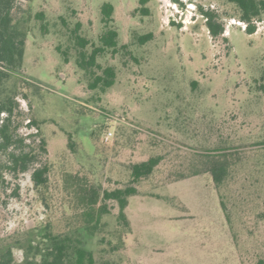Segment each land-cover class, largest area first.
Segmentation results:
<instances>
[{"label": "rangeland", "instance_id": "374dc122", "mask_svg": "<svg viewBox=\"0 0 264 264\" xmlns=\"http://www.w3.org/2000/svg\"><path fill=\"white\" fill-rule=\"evenodd\" d=\"M202 9L216 13L222 35H211ZM15 16L28 32L24 63L4 87L33 82L18 100L41 121L51 164L43 192L32 170L0 178V245H13L15 264L51 220L81 230L96 264H264V15L252 34L228 0H18ZM109 29L116 49L88 65ZM109 66L114 84L92 88ZM27 122L20 132L35 133ZM211 152L232 154L220 193L211 172L175 180ZM155 155L160 164L129 199L130 227L110 200L101 223L83 230L68 178L125 186L131 165Z\"/></svg>", "mask_w": 264, "mask_h": 264}, {"label": "trees", "instance_id": "16d2710c", "mask_svg": "<svg viewBox=\"0 0 264 264\" xmlns=\"http://www.w3.org/2000/svg\"><path fill=\"white\" fill-rule=\"evenodd\" d=\"M228 1L235 3L239 8L240 20L247 24V32L254 33L257 29V21L264 15V0ZM17 3L18 0H0V178L2 182H6L5 171L18 179L22 173L32 170L33 184L35 188L43 192L50 187L51 164L48 161V143L40 130L41 121L22 110L18 100L19 95L29 99L27 89L33 82L19 78L22 85H17L11 90H6L4 87L13 71L22 69L24 63L28 32L15 16ZM202 11L207 18L211 35L213 37L222 35L225 28L223 23L217 20L216 13L204 9ZM102 13L106 24L112 22L114 5L111 2H105L102 5ZM118 36L119 33L115 29L106 31L101 36L102 45L94 48L87 64H97V56L107 48L116 49ZM152 36V33L143 35L141 40L151 39ZM115 78L116 71L114 67L109 66L104 69L102 75L95 77L91 86L92 88L102 86L105 89L114 84ZM26 120H28L27 127L37 129L35 133L20 132ZM3 156L5 160L2 162ZM197 157L190 163V171L177 173L175 180L211 172L220 193L230 175L232 154L211 152ZM161 159V155H155L147 160L133 163L130 183L113 189H102L101 186L90 183L84 176L71 175L68 181L74 186L72 195H75L77 199L80 227L92 232L101 223L102 216L110 212L108 207L110 200L118 202L120 209L118 217L126 227H130L126 212L129 199L138 194V183L153 174ZM220 196L222 207L230 222L227 206L221 194ZM55 226L52 220L48 221L41 229L40 239L36 242L28 241L25 264H96L93 251L86 246L81 230L65 231ZM0 264H15L14 247L8 242L0 245Z\"/></svg>", "mask_w": 264, "mask_h": 264}, {"label": "built area", "instance_id": "2783aa9c", "mask_svg": "<svg viewBox=\"0 0 264 264\" xmlns=\"http://www.w3.org/2000/svg\"><path fill=\"white\" fill-rule=\"evenodd\" d=\"M110 136H112V132H109V134H108V136H107V139H109Z\"/></svg>", "mask_w": 264, "mask_h": 264}]
</instances>
